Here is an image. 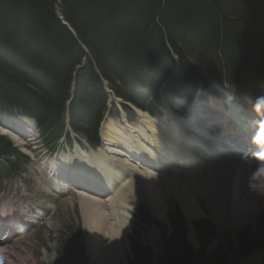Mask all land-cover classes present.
<instances>
[{
    "label": "trees",
    "instance_id": "1",
    "mask_svg": "<svg viewBox=\"0 0 264 264\" xmlns=\"http://www.w3.org/2000/svg\"><path fill=\"white\" fill-rule=\"evenodd\" d=\"M165 78L167 93L185 97L196 80L205 90L225 82L263 89L264 0H0V111L35 119L50 149L67 118L75 133L98 142L108 112L103 81L142 108L150 100L145 94L157 100ZM111 111L118 117L116 108ZM0 153L7 161H27L1 137ZM171 223L174 232L157 255L133 238L128 264H238L264 249V240L244 233L232 256L220 251L207 257L188 244L179 211ZM196 228L201 238L216 235L208 222ZM54 264H87L78 238L61 241Z\"/></svg>",
    "mask_w": 264,
    "mask_h": 264
},
{
    "label": "bare ground",
    "instance_id": "2",
    "mask_svg": "<svg viewBox=\"0 0 264 264\" xmlns=\"http://www.w3.org/2000/svg\"><path fill=\"white\" fill-rule=\"evenodd\" d=\"M66 26L68 27L67 24ZM116 109L119 111V114H126L123 111L122 107ZM137 112L139 115L137 116L139 118L140 128L146 130L147 134L150 135L149 137L148 135H146L148 138H150L151 140L153 138L157 145L154 146L157 147L159 151H167L168 147H170L176 149L177 153L181 152L182 154L180 155L181 157L178 161L180 167L184 166L193 169L197 166L203 165L206 167L205 169L203 166L202 169L199 168L197 169V171H193L186 175H182L183 173L180 171H173L169 176L158 178V180L165 185L173 182L185 184L183 199H179V203L189 221L194 217H200L203 215V211L199 207L200 199H205L207 204L206 206L214 216L213 220L215 221L216 226L221 230L227 227V225H231L233 222H235V220H237L238 222H242L248 220L246 219L247 216L255 215V212L259 210L262 202H264V161L261 162L259 160L260 156L258 155L257 150H255L254 152L255 160L252 161L251 164L246 163L239 158H232L231 155L222 150L220 151L221 154H218L219 156H221V158L223 157L222 160L216 159V156L206 157L201 151H196L197 153L191 151L190 147L184 145L182 138L180 142H176V137H173L169 134L170 132L166 127L162 126L163 123H160V120H153L149 118L145 113H141L139 110H137ZM165 122L166 121H164V123ZM20 124L24 125L25 127L28 126L27 121H19L16 125ZM114 126L106 122L102 130L103 135L106 136L104 138L105 141L109 138H115L113 137L115 133L120 135L118 137L122 136L123 141L121 142V144L118 143V141L113 142V140L110 139L111 146L120 145V147H126V150H134L139 155V159H141L142 157H146V153L147 155L149 154L151 156L149 157L150 159L153 158L154 161L157 159V157L155 156L156 152L154 153L152 148L146 146L139 139H137L136 141V137H129L128 135L123 133L120 134L119 130ZM158 126L162 127L165 132H159L160 130ZM170 126L171 125H169V127ZM171 127L173 129L179 130V127L177 125L175 127L174 125H172ZM191 131L193 132V134H199L198 132H195L193 130ZM128 132H131L133 134L135 133L134 129L131 127ZM188 134V137L191 138L190 142L193 143L194 136H192V133L190 132H188ZM219 139L223 141L224 137L222 136ZM136 143L137 145L139 143V147L136 146ZM255 145L259 147L258 144L255 143ZM240 155L241 154H239V156ZM104 156L106 155L104 154ZM104 156L102 157L105 158ZM102 157L95 154L94 156L90 157V159L88 157L87 159H84V164L88 170L93 171L96 166V162L99 170L97 172H91V174L93 175L89 174L85 176L90 179L89 182L85 181L87 185L93 183L92 179L94 178H92V176H96L95 178L97 179H99L98 176H100L101 179L104 177V173L102 171L105 168L103 169L102 166L104 165L105 161H103ZM78 158L81 160L83 159L81 156H79ZM139 159L138 161H140ZM106 163L109 165L107 168L110 169V173H108L110 179L111 177H114L116 179H120L119 181L121 182V177H117L114 175L112 163L110 162V164L109 161H107ZM165 164L166 163L163 162V166L161 167L165 168ZM248 171L251 172L249 175H247ZM53 172H55V174L53 175L55 178L54 180H63V177L66 176L65 170L63 171L62 169H53ZM108 175L106 177H108ZM142 180L144 181L145 186L150 183L151 185H157L155 182L156 180L152 181L146 178H143ZM120 182H116L117 185L115 189L114 185H112V187L109 185V188H111L112 190L114 189V192L111 194L110 198H107V200L105 201L91 198H85L81 201L82 210L84 216L87 217L85 218V220L88 225L87 251L92 260H94L98 264H117L120 262L121 258H123L122 251H124V249H130L129 236L132 234L133 218L131 212L133 209L127 200L128 198L126 199L128 193L118 188V186L121 184ZM82 186L83 187L81 188V190L84 188V185ZM93 190L96 191H94L93 193H97L96 189ZM144 192L147 195L144 199V201H146L145 204L151 209L154 214H156L155 216H164L165 208L163 207L160 199L156 196H153V198L149 199V193L146 191ZM240 194L245 198L246 204H243L238 201V199H236ZM232 196L234 199L232 198ZM52 199L56 200V197L52 196ZM234 206H236L235 209L237 211H234L233 214H230L231 208ZM42 207H40L42 210H47V206L42 205ZM0 208V220L3 217L6 220H14L18 218L22 219L21 216H23L25 220H30L28 215L23 212L21 208H17L16 204H14L11 200L1 198ZM241 224H244V222ZM190 231L192 232L190 234V237L194 239L192 229ZM11 240H16V238H11ZM4 256L5 255L0 254V259Z\"/></svg>",
    "mask_w": 264,
    "mask_h": 264
},
{
    "label": "rangeland",
    "instance_id": "3",
    "mask_svg": "<svg viewBox=\"0 0 264 264\" xmlns=\"http://www.w3.org/2000/svg\"><path fill=\"white\" fill-rule=\"evenodd\" d=\"M63 24L66 26L65 22H63ZM69 30L72 31L71 29ZM163 120L166 121L165 119H162L160 120V123L165 124ZM124 122L125 121H121L118 123L117 121H115V126L110 122L107 123L113 125L116 129L120 127L118 130L120 134H122L123 129L130 128V126L126 127L127 124H125ZM5 125H9V123L5 120H2L0 122V135L7 136L8 138H10L17 147H19L23 152L28 153L33 158L34 163L31 166L29 174H27V176L24 177L23 180H18L15 178H4L2 181H0V198L14 197V201L17 202L18 206L21 205L20 207L24 206L28 208V210L30 209V215L33 218L35 215H41L42 213L40 208H38L40 202L44 203L41 204L40 207H42V205L46 206L45 204H48L51 208H49L50 210L46 212V214L42 217L41 220L38 221L35 219L37 221V224L31 226L28 231H25L21 234L19 232V229H16L15 233L18 236L16 240L11 242H3L2 244H0V252L5 255L0 259V264H54L58 259V250L61 244L60 232H63L65 234L75 233L78 230V226L80 225L83 231L82 241H88V225L85 220V218L87 217L84 216L82 206L81 204H79V199H77V196L75 198V196L72 197L71 195H66L61 198H58L57 201L53 200L52 196H49L52 194L51 192L53 188L46 184V174L43 170L45 165L43 164H54L55 161L54 159L53 161H50L49 155L44 151V148L41 146L40 140L38 139V132L35 126L30 123V127L27 130L26 134H28L29 140H31L29 142L28 140H23L16 133H14L13 130L10 128L13 127L11 124L8 128ZM169 125L164 127L172 128L171 126L174 124H172L170 127ZM175 126L176 124L174 125V127ZM121 128L122 131L120 130ZM134 131L135 133L138 132L136 130ZM233 135L236 136L234 133ZM110 139L111 138L106 139V142L104 141V146L102 147L101 152H105L106 149H113V151L115 152L110 151V153L106 154V157L112 162L117 163L119 166H121L126 160L122 157L124 156L122 155L124 154L123 148L121 149L116 145H114L115 147H110ZM111 140H113V142L117 141L114 138ZM141 142L144 143L143 140H141ZM91 154V152L86 151L84 157L86 155ZM61 159L63 163H66L65 158L61 157ZM219 160H222V158ZM249 164H251V162ZM102 168L104 169L105 167L102 166ZM109 171L110 169L107 168L106 172L110 173ZM146 173L148 175H151L152 170H148L146 171ZM162 173L167 172L164 171ZM189 173L185 172L182 175H186ZM250 173L251 172L248 171L247 175H249ZM155 182L157 185H151L150 183L145 186L144 183H142L143 186H141L140 180H138V182L136 183V190H131V187L129 188L128 185L126 189H130V192L136 191V193L134 192V195L137 196L132 197L131 200L129 198L127 199L129 204H132L134 206L133 207L131 205L133 209V211L131 212V215L133 216V232L131 236L136 238L137 235L143 241L144 244L146 243L149 246H152V248L154 249V254L156 255L159 254L161 251V241L165 237L169 238L173 232V229L171 228V225L168 223V219L165 216L167 214L166 210L164 216H151L154 219L158 220V222H161L163 227L168 228L167 236L162 232V230L157 228L155 223H153L147 217L136 218L134 216V212L137 211H135V207L138 205H144V203L146 202L144 201L145 196H147L145 192L143 198L144 202H142V200L137 199L138 196L141 194V187L145 189L144 191L149 193V199L153 198V196L158 197L161 203H164L163 207L165 206L164 208L167 209V206L169 205V208H171L173 213L174 210H176L175 204H180L179 199H183L185 184L173 182L168 185H165L162 184L158 179H156ZM78 193L81 192L79 191ZM47 196L50 197L49 201V197ZM139 198H142V196H139ZM236 199H238V201H240L241 203L246 204L245 198L241 196V194L238 195ZM54 201H56V203H51ZM199 204L200 209L203 211L202 216L194 217L190 221L189 219H187L186 216H184L186 218L184 220L186 222L188 230L187 242L193 248L194 253L203 250L204 253H206L207 257H214L217 253L221 251L226 255L232 256L234 254L232 251V245L237 247V245L239 244V238L244 233H247L250 237H254L255 235H257L258 237L255 239L264 240V227H259L260 223H262V219H264V202H262L261 207L255 212L254 216L246 217V219H248L249 221L245 220L242 222H238L237 220H235V222L231 224L232 226L227 225V227L223 228L222 230L216 226L215 221L213 220L214 216L206 206L207 204L205 199H200ZM232 208L230 214H233L234 211H237L235 209L236 206ZM203 222H208L210 226L213 227V232L216 235H210L209 233L204 238H201V235H198L197 233L196 224ZM243 222L244 224H241ZM191 229L194 234V239L190 237V234L192 233L190 231ZM5 237H7L6 231H4L0 235V239ZM87 241L85 242L87 243ZM130 247L131 246L129 245V248ZM129 250L131 249H124V251H122L123 258H121L120 262L117 264H128V259L132 257L131 252ZM87 256L90 258V264H98L97 262L92 260L88 254Z\"/></svg>",
    "mask_w": 264,
    "mask_h": 264
}]
</instances>
